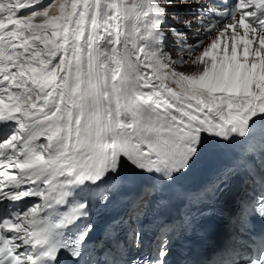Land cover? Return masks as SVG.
Segmentation results:
<instances>
[{
    "label": "snow or ice",
    "instance_id": "snow-or-ice-1",
    "mask_svg": "<svg viewBox=\"0 0 264 264\" xmlns=\"http://www.w3.org/2000/svg\"><path fill=\"white\" fill-rule=\"evenodd\" d=\"M191 4L0 0V264H171L168 232L130 255L136 228L92 259L90 209L136 177L154 195L218 145L253 181L241 226L264 221V0H195L182 19ZM221 264H264V233Z\"/></svg>",
    "mask_w": 264,
    "mask_h": 264
},
{
    "label": "bare ground",
    "instance_id": "bare-ground-1",
    "mask_svg": "<svg viewBox=\"0 0 264 264\" xmlns=\"http://www.w3.org/2000/svg\"><path fill=\"white\" fill-rule=\"evenodd\" d=\"M205 166L208 167V165L205 163Z\"/></svg>",
    "mask_w": 264,
    "mask_h": 264
}]
</instances>
